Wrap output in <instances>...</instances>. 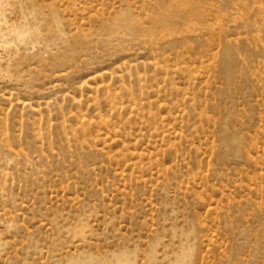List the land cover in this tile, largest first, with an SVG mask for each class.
I'll use <instances>...</instances> for the list:
<instances>
[{
    "label": "rangeland",
    "instance_id": "374dc122",
    "mask_svg": "<svg viewBox=\"0 0 264 264\" xmlns=\"http://www.w3.org/2000/svg\"><path fill=\"white\" fill-rule=\"evenodd\" d=\"M0 264H264V0H0Z\"/></svg>",
    "mask_w": 264,
    "mask_h": 264
}]
</instances>
